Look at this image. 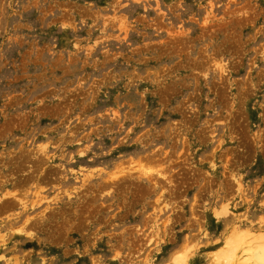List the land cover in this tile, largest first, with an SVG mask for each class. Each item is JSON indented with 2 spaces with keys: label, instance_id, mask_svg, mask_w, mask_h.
I'll use <instances>...</instances> for the list:
<instances>
[{
  "label": "rangeland",
  "instance_id": "rangeland-1",
  "mask_svg": "<svg viewBox=\"0 0 264 264\" xmlns=\"http://www.w3.org/2000/svg\"><path fill=\"white\" fill-rule=\"evenodd\" d=\"M264 264V0H0V264Z\"/></svg>",
  "mask_w": 264,
  "mask_h": 264
},
{
  "label": "bare ground",
  "instance_id": "bare-ground-1",
  "mask_svg": "<svg viewBox=\"0 0 264 264\" xmlns=\"http://www.w3.org/2000/svg\"><path fill=\"white\" fill-rule=\"evenodd\" d=\"M230 247V249L225 253V258L227 260V264H230L235 261L236 254H237V248H239V243L237 240H232L229 243H227ZM264 259V256H263Z\"/></svg>",
  "mask_w": 264,
  "mask_h": 264
}]
</instances>
